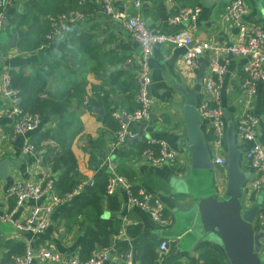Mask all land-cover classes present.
Returning <instances> with one entry per match:
<instances>
[{"label": "crops", "instance_id": "crops-1", "mask_svg": "<svg viewBox=\"0 0 264 264\" xmlns=\"http://www.w3.org/2000/svg\"><path fill=\"white\" fill-rule=\"evenodd\" d=\"M134 1H139L138 7L134 6ZM227 1L175 0V3L170 4L168 0H112V7L115 11L128 15H139L152 32L174 33L187 23L171 24L168 22L169 16L182 6L198 5L201 11L193 31V39L221 43L227 37L235 38L239 32L238 28L222 21L221 14ZM245 1L250 8L246 21L259 23L264 29V21L258 17L250 0ZM43 3L44 0L7 2V24L0 31V53L4 61L2 65L14 73L23 74L31 85L39 87L37 95L40 98L62 101L65 113L63 116H40L39 125L34 131L15 135L12 131V118L4 114L10 105V98L0 91V159L9 157L14 164L8 169L11 179L7 181L0 178V217L10 215V219L6 221L0 219V264H8L15 255L23 251L27 243L35 248H48L69 256H104L105 260L101 264H123L122 256L127 250L132 251L136 264H142L136 255L139 249L146 252V259L155 255L156 264H203L199 256L201 249L212 248L218 254L221 264H230L221 245L204 241L199 243L191 239L179 243L175 239L178 226L176 216L186 215L191 210L194 195H206L214 191L219 199H223L227 185L226 165L214 162L216 157L227 159L226 139L224 138L221 147H217L208 122L200 115V127L209 148L212 165L209 170L193 171L190 168L187 146L183 145L185 126L180 107L182 97L175 87L191 89L197 70L192 72L184 67V48L172 45L153 47L150 59V120L133 125L139 131L137 141L127 139L115 144V134L121 126L122 113L136 107L135 74L139 64V47L133 46L132 42L135 41L127 29L105 15L100 0H85L79 9L74 8V0H65L57 7V14L48 16V19L60 15L68 17L74 10H79L83 16L74 22H66L65 32L61 37L33 51H27L19 46L21 38L28 37L24 35L17 37L14 46L10 47L12 33L21 31L23 35L27 30V27L17 24L18 16L23 12L28 13L35 20L36 27L44 19L39 10L43 8ZM246 61V57L229 55L220 87V102L223 110L228 111L233 124L234 143L236 147L243 148L239 155V169L249 173L242 185L245 193L243 208L251 207L258 199L260 205L264 200L263 192L251 187L255 170L250 166L248 151L252 142L245 141L235 126L244 110L240 79L241 68ZM200 65H204V77L207 55L199 58L198 66ZM85 96L89 99L87 106L82 104ZM201 99L200 86L196 109ZM246 112L258 119L254 131L255 140L264 144V80L258 82L252 103L246 108ZM65 122L69 123L66 135L69 138V149L75 158L79 182L94 181L102 173L107 175V179L112 174L121 175L129 181L130 186L137 188L136 191H145L163 203L167 219L165 225L158 226L146 211L128 206L126 194L119 187L114 193L119 209L110 211L104 208L105 218H117L121 221L119 230L110 236L107 246L95 244L89 253L81 251V241L86 230L93 224L94 213L90 206L82 205L83 199L74 202L81 197L83 190L53 208L47 228L40 235L32 236L15 227L14 223L22 221L36 201L28 199L14 208V200L8 194L10 183L16 179L37 181L41 178L42 169H47L48 172L44 171V174L49 177L56 176L49 166L37 167L35 155L21 153V146L28 140L38 149L57 147L55 134L60 124ZM149 139L165 141L178 152V160L174 164L149 163L141 154ZM39 201L46 202L47 196ZM11 204L13 206L10 208ZM253 227L255 231L262 230L256 216ZM161 239L167 240L168 248L160 254L157 246ZM261 242L260 251H264V237ZM33 264L41 263L34 260Z\"/></svg>", "mask_w": 264, "mask_h": 264}, {"label": "built area", "instance_id": "built-area-1", "mask_svg": "<svg viewBox=\"0 0 264 264\" xmlns=\"http://www.w3.org/2000/svg\"><path fill=\"white\" fill-rule=\"evenodd\" d=\"M9 0H0V31L6 21L5 6ZM82 5L85 0H75ZM170 4L175 0H168ZM102 10L110 19H113L127 29L131 38L138 44L139 64L135 74L137 90L135 93L136 107L129 112L122 113V123L115 134V144L127 139L139 137V131L133 128L135 123H146L151 117V100L149 86L151 83L150 59L155 45H172L184 48L182 54L183 64L189 71L198 69V61L203 55H207V70L202 78V99L197 105L198 113L209 124L213 141L217 147L223 145L225 138L226 121L223 115V107L220 102L221 79L225 73L229 55L243 56L247 58L241 68L240 88L243 93V112L236 121V130L245 141L252 144L248 151L250 166L255 170V176L251 181V187L260 190L264 195V144L255 140L254 131L258 119L246 112V108L252 103L259 81L264 80V29L261 24L247 22L246 16L250 8L245 0H228L221 14L222 21L229 26L238 28L235 38L227 37L224 42L210 43L195 41L193 31L196 27L201 8L198 5L182 6L177 12L169 16L171 24L187 23L184 28L174 33H157L149 30L139 15H128L124 12L115 11L112 0H100ZM134 6H139V1H134ZM83 16L79 10L72 11L71 15L54 16L48 19L49 27L44 37L52 41L61 37L66 28V22L71 23ZM0 91L10 98V105L4 114L12 118V131L15 135L26 134L34 131L40 122L38 113L24 111L21 107V94L17 87L11 85L10 69L4 65L0 67ZM88 97L83 98V106H87ZM146 147L141 151L142 156L154 165L174 164L178 158V152L169 147L163 140L149 139ZM23 154L35 155L37 167H42L41 162L45 154V148H36L34 143L25 141L20 149ZM214 162L226 165L225 157H216ZM47 169H42L41 178L37 181L16 179L8 187V194L14 200V208L19 207L24 201L30 199L36 201L26 217L14 225L17 229L29 233L32 236L40 235L47 228L49 215L53 208L81 192L85 185H93L89 182H79L70 192L59 195L54 189L53 178L44 174ZM126 194V204L146 211L151 219L158 225L167 223L164 214V205L156 197L145 191L133 192L129 181L118 174L108 177L105 191L114 194L118 188ZM47 196L46 202L39 201ZM2 221L10 219V215H2ZM256 220L264 231V200L259 205ZM159 253L168 248L166 239H161L158 246ZM123 264H136L133 253L127 250L122 256ZM34 260L41 264H101L104 256L88 257L80 259L77 256H69L58 253L48 248H35L27 243L23 251L12 258L9 264H33Z\"/></svg>", "mask_w": 264, "mask_h": 264}, {"label": "water", "instance_id": "water-1", "mask_svg": "<svg viewBox=\"0 0 264 264\" xmlns=\"http://www.w3.org/2000/svg\"><path fill=\"white\" fill-rule=\"evenodd\" d=\"M250 2L258 17L264 21V0H250ZM6 24L7 21L4 25ZM21 34V31L12 33L10 47L14 46L17 37ZM132 44L134 47L138 46L136 42ZM3 62V55L0 53V67ZM203 71L204 65L198 66L191 89L175 87L182 97L180 107L185 126L183 145L187 146L190 168L193 171L209 170L212 165L209 148L200 127L202 120L195 106ZM223 115L226 121L227 148V185L224 197L219 199L214 191L206 195H194L195 201L191 210L186 215L176 216L178 226L175 239L179 243L191 239L199 243L204 241L221 245L230 264H264V251H260L264 231H255L253 227L260 199L249 208L242 207V200L245 197L242 185L248 179L249 173L239 169V155L243 148L236 147L234 143L233 124L228 111L223 110ZM130 141L135 142L137 138ZM13 166L9 157L0 159V178L9 181L11 177L8 175V169Z\"/></svg>", "mask_w": 264, "mask_h": 264}, {"label": "trees", "instance_id": "trees-1", "mask_svg": "<svg viewBox=\"0 0 264 264\" xmlns=\"http://www.w3.org/2000/svg\"><path fill=\"white\" fill-rule=\"evenodd\" d=\"M65 0H44L43 11L39 10L44 15V19L41 23L34 26V21L28 13H22L18 16L17 24L19 26L27 27V30L23 32V35L28 37L21 38L19 46L27 51H33L40 46H45L47 41L44 37L49 27L48 16L57 14V7L63 4ZM75 9H79L80 5L74 0ZM46 16V17H45ZM11 73V85L17 87L21 94V107L24 111L30 113H38L41 117L45 115H61L65 113V104L58 99L52 98H40L37 95L39 87H35L28 82V80L21 73ZM82 91V89L80 90ZM103 98V97H102ZM89 100V99H88ZM88 105V102H87ZM69 123L65 122L60 124L57 134H55V140L57 147H49L46 149L43 155L41 165L49 166L51 171L56 173V176L51 175L54 179V189L59 195L64 194L72 190L78 183V174L75 171V158L68 146V136L66 135ZM107 182V175H98L93 185H86L83 188L81 197L74 202L82 201V205L90 206L94 213L93 224L89 227L81 241V251L89 253L95 244L100 246H107L111 235L118 232L121 221L117 218L110 219L105 218V209L110 211H117L119 209V202L115 194H107L105 186ZM133 192H136L135 187L131 186ZM81 204V203H80ZM13 206L11 204L10 208ZM153 245V244H150ZM125 248V246L123 247ZM137 257L141 260L142 264H156L157 257L151 256L150 259H146V252H142V249L137 250ZM199 256L202 258L203 264H221V260L218 254L212 248H203ZM80 259L88 258L86 254H79ZM12 260L8 262L11 263Z\"/></svg>", "mask_w": 264, "mask_h": 264}, {"label": "rangeland", "instance_id": "rangeland-1", "mask_svg": "<svg viewBox=\"0 0 264 264\" xmlns=\"http://www.w3.org/2000/svg\"><path fill=\"white\" fill-rule=\"evenodd\" d=\"M218 246H220V245H218Z\"/></svg>", "mask_w": 264, "mask_h": 264}]
</instances>
